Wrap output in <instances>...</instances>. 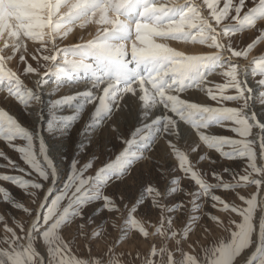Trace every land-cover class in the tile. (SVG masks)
I'll list each match as a JSON object with an SVG mask.
<instances>
[{
    "label": "snow or ice",
    "instance_id": "obj_1",
    "mask_svg": "<svg viewBox=\"0 0 264 264\" xmlns=\"http://www.w3.org/2000/svg\"><path fill=\"white\" fill-rule=\"evenodd\" d=\"M0 92V264H264V0H0Z\"/></svg>",
    "mask_w": 264,
    "mask_h": 264
},
{
    "label": "rangeland",
    "instance_id": "obj_2",
    "mask_svg": "<svg viewBox=\"0 0 264 264\" xmlns=\"http://www.w3.org/2000/svg\"><path fill=\"white\" fill-rule=\"evenodd\" d=\"M94 32H95V29H94ZM80 35H83V32H80V30L77 29V32H76L77 39L73 40L72 37L70 36L66 41H64V44L75 43L76 41H78ZM250 38H251V33L237 34L234 43H236L237 45L242 44V43H246V42H248L250 40ZM84 39H85V37H84ZM61 46H63V45H61ZM260 51H261V46L258 45L257 48L254 49L252 53H254V55H255V54H258ZM250 55H249L248 59H250ZM244 61H247V60H244ZM241 64H243V63H241ZM209 79L213 80L215 82H221V78L218 75H213V76L209 77ZM33 80H34V77H33ZM25 82L28 84V86H32V81L26 80ZM48 87L49 88L52 87L51 81H50ZM80 87L83 88V85H80ZM66 93H68V89L66 87H62L59 90V92L54 93L51 98L55 99L59 95L66 94ZM5 95H6V93L0 92V106H9V105L6 104V102L4 100ZM48 99H49V97L46 96L45 100H48ZM199 99L200 100H206L207 98L201 94L199 96ZM229 106H236V105L230 103ZM255 110L258 113V118L264 117V106H261V105H259V103H257L256 107H255ZM213 131L216 134H230V135H234V134L226 132L225 129L215 128V129H213ZM100 134L101 133H98V136H100ZM53 139H56V137H54ZM62 151H63V149H62ZM69 151H71V145L70 144H69ZM154 155H157V154H154ZM56 159H57V163H59V164H61V166H63L64 162L62 161L61 157L57 156ZM0 162H2V161H0ZM236 163L239 164L241 167L243 166V162L242 161H238ZM233 167H236V164H233ZM150 168H151L150 162L142 163L141 165L138 166L137 173L134 174L133 177H129L128 180L126 181V184L129 185V186H133V185L138 184V182H139V179H138L139 173L147 172ZM181 183H182V185L186 186L188 184V181L186 179H182ZM124 190H125L124 189V185H121L118 189H116L117 192L124 191ZM129 190L132 191V190H134V188H129ZM250 191H252L251 188L247 189L246 191H243L242 194H246V192H250ZM14 195L17 197V199L21 198V193L19 192V190H14ZM208 210L213 211L214 214H220V213H217L216 210H214V209L209 208ZM0 214H6V215L10 216V215L15 214V212L9 206L4 205L3 203H0ZM152 215L154 216V214H152ZM0 231H2V229H0ZM196 233L200 234L202 243H207L208 242L206 239L203 238V233L201 232V230L199 228L196 229ZM215 234L219 235L220 234V230L216 229L215 230ZM113 235H115V233H113ZM193 238H195V235L193 236ZM152 239H155V240L158 241L159 238L158 237H152ZM137 244L140 245V250L141 251H146L147 250V247H148L147 243L143 240V238L139 237L138 235L135 238L130 237L128 240L123 242L120 245V250L133 251L134 252L136 250V245ZM103 247H104L103 242H101V243L97 244L94 247L93 251L94 252L102 251ZM41 251L43 252V248L42 247H41ZM81 251H83V249H81Z\"/></svg>",
    "mask_w": 264,
    "mask_h": 264
},
{
    "label": "bare ground",
    "instance_id": "obj_3",
    "mask_svg": "<svg viewBox=\"0 0 264 264\" xmlns=\"http://www.w3.org/2000/svg\"><path fill=\"white\" fill-rule=\"evenodd\" d=\"M95 26H92L88 32H83V36L85 37V40L90 39L91 35H89V33H91L92 35L95 33L94 32ZM77 32V30H76ZM72 42V41H71ZM77 42V41H76ZM170 46L177 48L180 51H184L187 54H199L200 52L206 50L204 49L202 46L200 45H193V44H185L183 42H170ZM254 55V53H252L250 55V59L251 56ZM241 63L246 64L247 61L242 60ZM134 114V113H133ZM98 135V134H97ZM104 135V133H101L100 136Z\"/></svg>",
    "mask_w": 264,
    "mask_h": 264
}]
</instances>
